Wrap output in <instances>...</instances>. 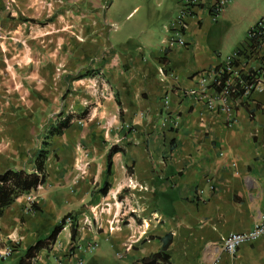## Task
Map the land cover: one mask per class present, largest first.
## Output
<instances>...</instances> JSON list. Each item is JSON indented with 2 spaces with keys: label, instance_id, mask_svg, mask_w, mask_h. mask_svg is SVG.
Segmentation results:
<instances>
[{
  "label": "crops",
  "instance_id": "0c3cea01",
  "mask_svg": "<svg viewBox=\"0 0 264 264\" xmlns=\"http://www.w3.org/2000/svg\"><path fill=\"white\" fill-rule=\"evenodd\" d=\"M213 2L186 19L185 46L163 48L176 0H0V174L33 173L48 151L45 183L0 217V264H19L65 216L74 222L32 264H137L162 250L170 264H264V237L234 255L223 246L264 215V89L237 105L235 125L184 95L246 39L264 0L217 18ZM91 4L103 16H88ZM116 215L125 221L112 231Z\"/></svg>",
  "mask_w": 264,
  "mask_h": 264
},
{
  "label": "built area",
  "instance_id": "2783aa9c",
  "mask_svg": "<svg viewBox=\"0 0 264 264\" xmlns=\"http://www.w3.org/2000/svg\"><path fill=\"white\" fill-rule=\"evenodd\" d=\"M176 1L178 3L176 18L167 27L169 34L163 41V48L173 47L174 45L185 46L187 44L185 38L186 19L203 2V0ZM235 1L237 0H214L212 7L215 13L214 17L217 18L221 11ZM256 36H258L257 39H255ZM263 41L264 14L248 31L246 39L232 54L223 59L217 66L201 71L198 74L197 86L185 92L184 95L203 103L208 111L225 113L228 125L237 124V105L243 102L250 104L253 95L264 89V57L258 65L252 62L259 58V50ZM166 71V64L163 63L160 68L163 77L166 76ZM98 81L101 82L102 79ZM211 90L215 92L214 95L211 94ZM168 101L169 98L166 97L165 102ZM261 107L264 109V103ZM65 221L70 224L74 222V217L68 216ZM124 221V218L120 215L114 216L110 222V230H120ZM85 222L89 225L94 223L91 218H86ZM262 237H264V215L256 220L251 231L245 233L231 232L225 236L223 238L224 250L228 254L234 255L242 244L254 242ZM96 247L97 244L95 243L87 251L92 252ZM8 253L9 250L5 252V254ZM212 264H218V261L216 260Z\"/></svg>",
  "mask_w": 264,
  "mask_h": 264
},
{
  "label": "trees",
  "instance_id": "16d2710c",
  "mask_svg": "<svg viewBox=\"0 0 264 264\" xmlns=\"http://www.w3.org/2000/svg\"><path fill=\"white\" fill-rule=\"evenodd\" d=\"M258 36L255 37L257 39ZM253 101V97H252ZM263 104V103H262ZM261 104V106H262ZM73 121V116L68 115L61 119L49 130V135L61 134L65 129L70 127ZM118 149L117 146H113L109 153V167L112 162V155ZM48 151L42 149L36 159V171L29 173L25 170L8 169L0 174V217L3 214L5 208L9 207L19 196L26 192H30L33 189H37L46 181V159ZM109 184L106 183L100 190L103 193H107ZM32 208H38V205L32 204ZM66 217L62 222L57 225L52 231L51 235L47 239L39 240L32 245L25 253V255L19 261V264H32L36 259L39 251L45 247L50 248L56 241L59 233L65 225ZM76 224L72 228V237L75 240L76 237ZM137 264H170L169 256L164 250L144 257Z\"/></svg>",
  "mask_w": 264,
  "mask_h": 264
},
{
  "label": "rangeland",
  "instance_id": "374dc122",
  "mask_svg": "<svg viewBox=\"0 0 264 264\" xmlns=\"http://www.w3.org/2000/svg\"><path fill=\"white\" fill-rule=\"evenodd\" d=\"M138 4L136 3H133L125 12H130L132 11ZM150 6L154 7V8H159L157 6V0H150ZM144 11V7L141 6V8L139 9H136L134 10V12L131 14V16H139L142 12ZM99 13V7L97 5H94V4H91V5H88V9H87V15L88 16H103L102 13L98 14ZM113 13V11L111 12ZM76 15H79V10H77V12L75 13ZM107 16H110V15H107ZM99 83H95L96 88H98V85ZM98 92L100 95H107V91L101 86L98 88ZM104 92V93H103Z\"/></svg>",
  "mask_w": 264,
  "mask_h": 264
}]
</instances>
